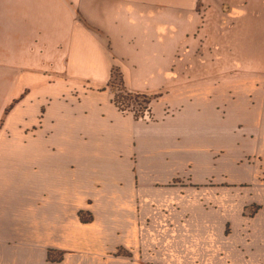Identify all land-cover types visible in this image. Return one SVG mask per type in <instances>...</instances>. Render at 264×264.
I'll return each mask as SVG.
<instances>
[{
  "label": "crops",
  "instance_id": "1",
  "mask_svg": "<svg viewBox=\"0 0 264 264\" xmlns=\"http://www.w3.org/2000/svg\"><path fill=\"white\" fill-rule=\"evenodd\" d=\"M234 47L242 67L223 69ZM261 64L264 0H0V264H150V211L167 194L205 185L217 155L264 159ZM113 67L159 94L149 121L112 102ZM244 201L193 223L235 226L245 256L246 234L264 235V184Z\"/></svg>",
  "mask_w": 264,
  "mask_h": 264
},
{
  "label": "rangeland",
  "instance_id": "2",
  "mask_svg": "<svg viewBox=\"0 0 264 264\" xmlns=\"http://www.w3.org/2000/svg\"><path fill=\"white\" fill-rule=\"evenodd\" d=\"M204 6L206 5L200 1L198 9L201 10ZM227 12H231V8ZM202 14H198L199 25L197 35L200 31L201 19L204 18ZM225 16L227 17V15ZM223 20L219 21L221 29L224 27ZM98 34L108 41L102 33ZM205 34H207L206 30L202 31V37H199L197 40L198 52L196 55H200L201 57L204 55V50L199 45L200 41L204 40ZM213 34L214 32L211 33L212 36ZM230 49L228 48L226 52L229 53L231 58L229 60L222 59L221 64L224 65L223 69L236 70L242 67L241 64L237 63L236 56H243L244 50L237 47L233 48L234 51ZM261 67L264 69V64L259 66V68ZM7 93L8 87L5 85L4 94L7 95ZM150 96L160 97L159 94ZM126 103H130V100ZM132 106L137 113L145 114L146 110L141 109L133 101L131 103ZM146 119L149 121V116ZM221 156L223 155L214 157V175L205 185H194L191 186V190H181V193H179L181 197L176 199L174 196L178 195L167 194L168 196L163 198L165 201L164 207L151 209L150 226L152 227L156 224V228L158 227V229L155 234L153 231L150 233L151 255L144 257L143 262L150 264H156V262H160L159 264H238L237 260H239L245 264H255L252 261L264 264V242L261 244L258 242L259 239L264 241L263 234H246V255L243 256L244 253L242 251L245 250L243 249L242 240L239 247L236 240L242 239V237L237 235L235 226L233 227L229 224L231 228L228 229L226 223L221 222L220 219L212 220L211 222L207 221L210 222L208 224L198 223L194 225L193 223L207 213H211L214 216L221 215V206L224 207L227 199L229 200L230 211H236L237 208L239 210V205H241V209L245 204L244 200L253 194L254 188L260 184H264V159L259 155L246 156L241 160L225 159ZM167 203H174V206H167ZM259 210L260 208L255 205L246 208L248 215L256 214ZM156 211L158 212L156 213ZM82 217L87 220L90 218L86 216ZM226 231L230 233L229 237H226L224 234ZM252 239H255V250L260 249L259 251H262V254H248V245L254 244ZM158 252H162V254L156 255ZM238 253L239 255L237 256L236 254ZM122 254L126 257H131V254L123 249L118 250L116 253L117 256ZM63 259L64 255L50 253L45 261L50 264H59ZM66 264L108 263L91 260L89 257H81L75 258V260L69 259Z\"/></svg>",
  "mask_w": 264,
  "mask_h": 264
},
{
  "label": "trees",
  "instance_id": "3",
  "mask_svg": "<svg viewBox=\"0 0 264 264\" xmlns=\"http://www.w3.org/2000/svg\"><path fill=\"white\" fill-rule=\"evenodd\" d=\"M107 87L113 95L112 102L115 104L117 109L122 113H131L135 121L144 119L143 114L137 113L133 109V106L131 107L132 101L141 109H145L146 111L151 112V105L153 101L156 100V97L154 96L131 92L126 87L123 75L118 67L112 68ZM129 100L130 103H126ZM80 216L82 222L84 223H88L91 221V218H89L88 220L83 218V213H81Z\"/></svg>",
  "mask_w": 264,
  "mask_h": 264
},
{
  "label": "built area",
  "instance_id": "4",
  "mask_svg": "<svg viewBox=\"0 0 264 264\" xmlns=\"http://www.w3.org/2000/svg\"><path fill=\"white\" fill-rule=\"evenodd\" d=\"M130 114H131V113H130ZM148 116H149V118H150L151 113L148 112V111H145V114L143 115V119H146V117H148Z\"/></svg>",
  "mask_w": 264,
  "mask_h": 264
}]
</instances>
